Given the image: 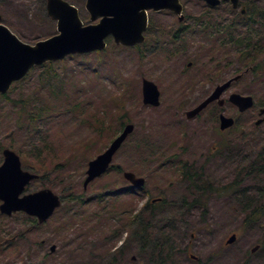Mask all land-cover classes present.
Instances as JSON below:
<instances>
[{
    "label": "rangeland",
    "instance_id": "1",
    "mask_svg": "<svg viewBox=\"0 0 264 264\" xmlns=\"http://www.w3.org/2000/svg\"><path fill=\"white\" fill-rule=\"evenodd\" d=\"M67 1L78 8L85 23L96 22L89 20L86 0ZM185 2L191 3L189 0ZM259 3L264 9V0ZM0 10L6 12L8 24L29 44L56 34V23L46 12V0H7V5ZM18 14L22 16L21 24L15 22ZM263 32L264 24L258 23L249 34L258 51L255 61L250 62L249 57L238 60L235 46L231 56L233 74L251 67L237 89L253 96V108L237 117L239 126L229 130L227 146L204 161V148L210 147L214 139L218 142L216 135L212 139L210 136L214 132L212 126L215 121L206 116L207 134L196 133L191 143L194 146L183 155L184 160L202 165L199 179L194 177L198 179L197 185L201 190L187 187L184 181L164 188L167 184L164 179L169 173L157 174L156 178V173L147 169V152L135 151L147 143L149 117L157 121L160 117L168 122L167 135L153 136L161 141L158 146L166 147L177 135L174 136L176 127L170 113L162 116V109L151 113V109L141 102L139 91L146 67L144 60L142 63L136 60L132 47H110L113 41L109 38L105 51L74 54L36 67L15 83L5 97H0V163L2 149L9 147L18 153L23 169L38 174L26 191L47 187L63 198L70 194L81 196L83 203L65 201L47 222L34 226L29 224L24 213H0V231L4 236L6 233L16 234L19 229L26 230L25 236L16 243L5 249L0 247V264L106 263L108 256L102 257L106 248L115 246L112 252L129 241L126 231L120 232L117 240L109 239L108 233L118 229L121 220L131 214L147 220L169 219L170 225L173 222L174 231L168 235L166 246L170 255L167 260L156 264H264V216L257 222L248 224L245 221L250 208L260 204L264 206V195L260 191L247 190L260 182L250 179L252 176L247 174L248 162L254 158L256 145L264 144V122L254 125L256 108L264 104ZM253 54L255 51L250 52ZM255 65L259 67L258 73L253 71ZM37 108L45 110L39 119L36 117ZM122 121L134 123L135 130L115 153L113 165L148 175L152 194L160 195V189H164L163 195L169 202L166 207L144 211L142 203L146 197L134 199L130 184L114 167L83 189L87 162L107 147ZM167 151V154L175 153V162L180 165L183 158L176 150ZM242 178H245L243 182ZM233 182H242L246 188L245 196H235L236 193L224 192L223 189L219 193L215 191ZM209 185L215 190H207ZM109 190L115 195L106 197L109 208L103 210L96 197ZM181 197L188 199V203L191 199L199 201L180 208ZM123 209L130 212L123 214ZM178 211L181 216H177ZM164 224L161 222L162 226ZM166 230L169 233L170 229ZM232 233H237L236 239L225 245ZM187 241L191 246L185 254ZM256 244L258 248L252 252ZM51 245H55L53 252L49 249ZM138 251L135 243H128L127 249L116 255L115 264H151ZM191 254L197 259H192Z\"/></svg>",
    "mask_w": 264,
    "mask_h": 264
},
{
    "label": "flooded vegetation",
    "instance_id": "2",
    "mask_svg": "<svg viewBox=\"0 0 264 264\" xmlns=\"http://www.w3.org/2000/svg\"><path fill=\"white\" fill-rule=\"evenodd\" d=\"M179 1V12L167 5L159 8H147L146 25L142 33L143 40L129 46L134 49L136 60H139L140 63H142L141 60H144L143 65L146 67L139 91L141 102L145 107L151 109V113H158L162 109V116L170 113L174 117L172 124L176 127L174 136L177 135V137L175 140L167 143L166 147L158 146L161 141L154 137H164L169 133L168 122L163 121L160 117L159 121L154 117H149L150 131L146 133L147 137L145 138L147 143L144 147L135 150L147 152L148 156L145 158L147 169L156 173V178L158 175H166L165 171L169 173L168 178L164 179L167 182L164 188L172 187L181 181H184L187 187H194L198 183L202 165L184 160L183 155L194 146L191 143L194 142L196 133L207 134L205 128L208 126V122L204 119L206 116H210V121H215V125L212 126L214 132L210 133V136L212 139L213 135H216L218 142L214 139L210 143V147L204 148L206 151L203 157L204 161L216 155L222 147L227 146L230 140L229 130L234 126H239L236 121L237 117L253 108L240 111L235 104L229 101L230 95L234 92L245 94L240 92L237 87L240 86L244 75L251 69V67H247L242 72L233 74L231 56L233 46L236 47L238 60L255 51L253 42L250 41V38L253 37L249 34H251L253 26L258 23L264 24V9L259 3L260 0H238L236 6L233 5L232 0H216V3H210L207 0H189L191 3L185 2V0ZM6 5L7 0H0V8ZM5 13L4 10H0V24L8 27L20 38L17 31L6 21ZM17 16L18 20L15 22L21 24L22 16L19 14ZM109 38L112 39L109 35L106 38L107 42ZM255 72L258 73L257 70ZM234 76H238V78L231 81L219 99L208 102L194 116H187L186 112L196 108L219 85L233 79ZM143 80H148L156 86L158 104L143 102ZM262 107L264 104L258 105L256 108L255 121L262 117L259 114ZM220 115L232 117L234 124L226 129H220ZM127 122H121L117 133ZM178 132L182 134L181 138H179ZM168 149L176 150V153L183 158L180 165L175 162L173 156L175 153H166ZM135 174L145 178L143 186L138 188L129 186L134 199H140L145 195L146 200L142 203V209L145 211L155 207H166L169 202L163 195L164 189H160V195L152 194L148 189L150 188L149 176L137 172ZM194 177H198V179H194ZM203 194L206 193L203 192ZM181 198L180 205L182 206L180 208L191 206L189 203L196 204L199 201V199H191V202L188 203V199ZM181 214L178 211L177 216H181ZM190 246L187 241L185 254H188ZM190 256L194 260L197 259V256L193 254Z\"/></svg>",
    "mask_w": 264,
    "mask_h": 264
},
{
    "label": "water",
    "instance_id": "3",
    "mask_svg": "<svg viewBox=\"0 0 264 264\" xmlns=\"http://www.w3.org/2000/svg\"><path fill=\"white\" fill-rule=\"evenodd\" d=\"M216 3V0H207ZM236 6L238 0H232ZM179 0H86L85 9L89 19L98 21L84 24L78 9L66 0H47L46 10L49 17L56 21V34L28 44L18 39L6 26L0 24V94L7 92L14 80L25 76L36 65L48 61H57L64 57L103 50L105 39L111 35L117 45H133L143 40V30L146 25V9L149 7L170 6L179 12ZM239 76V75H238ZM238 76L219 85L214 92L188 116L199 112L208 102L218 99L223 90L236 80ZM143 102L158 104L156 86L148 81L142 82ZM221 101V100H220ZM229 101L240 111H244L253 104L250 95L232 93ZM222 102V101H221ZM264 113V107L260 114ZM263 118L256 120L259 124ZM233 124V118L220 115V128L224 129ZM133 124H127L123 130L111 141L109 146L95 158L88 162L83 188L94 178L104 173L112 161L116 150L132 132ZM3 161L0 164V212L11 215L22 211L36 218L38 223L49 218L56 208L61 205V198L49 188H41L33 192H25L26 186L38 175L21 167L19 155L10 148L2 150ZM124 177L134 186L144 183L142 177H136L133 172L125 171ZM235 240L232 234L227 243ZM55 248L51 246V251ZM256 246L252 249L254 251Z\"/></svg>",
    "mask_w": 264,
    "mask_h": 264
},
{
    "label": "trees",
    "instance_id": "4",
    "mask_svg": "<svg viewBox=\"0 0 264 264\" xmlns=\"http://www.w3.org/2000/svg\"><path fill=\"white\" fill-rule=\"evenodd\" d=\"M250 41H254L253 38H250ZM253 46L255 48V54L253 55H246V56H242L240 57V60L245 59L246 57L250 58V62H253L257 59L258 56H256L258 54V51L256 50L255 44L253 42ZM259 52H261V50H259ZM258 65L253 66V70L256 71L258 69ZM6 95H4L3 97H5ZM44 111L42 108H37L36 111V117L37 119L41 118L44 114ZM258 148V150H257ZM118 168V167H117ZM248 172L247 174L249 176H252L250 179L254 180V179H258L260 182H256L255 186L253 187H248V189H252V190H256V191H260V194L264 195V144L261 145H256V149L254 151V158L248 162ZM242 178V182H243ZM242 182H233L230 184L225 185L224 187L215 190L214 187H212L211 185H209L207 187V190L210 191H217L218 193L223 189L224 192H233L236 193L235 196H238V194H240L239 196H245L246 192V188H244L242 186ZM194 189H199L201 190V187H199L197 184L192 187ZM239 190V192H238ZM263 191V192H261ZM83 193V192H82ZM208 194V193H206ZM110 195H115L114 191L110 192L109 191H105L103 193H100L97 195L96 198H98V204L102 207V209H107L109 208V206H107L106 204V200H107V196L110 197ZM63 202L65 201H74L76 200V202L79 203H83V200L81 199V196H72V194H70L67 197H64ZM64 206V205H63ZM124 211L122 212L123 214H128L130 212L129 209H123ZM69 212V211H68ZM67 212V213H68ZM264 216V206L262 204L258 205V206H254L252 208H250V211L248 212V215L245 219V221L249 224L252 222H257L260 220V218ZM27 219L30 221L29 224L32 226L34 225H38L36 220L34 218L28 217ZM165 219V218H164ZM164 219H160V220H155V219H150L147 220L146 218H142V216L138 215V214H131V215H127L125 216L124 220H121V224L120 227L117 229L115 228L113 231L109 232V239L110 238H114L115 240H117V238H119L117 235L120 234V232L122 231H126V234L129 233V237L127 242H125L124 244H122L121 246L117 247L116 249H114L112 252H110L114 247H109L106 248L105 251H103V256L102 257H107V262L103 263L102 261L98 264H115L116 262V255L118 253L123 252V250L128 247V243H135L139 249L138 254L140 256H144L145 259L147 261H149V263L151 264H156L159 262H163L165 260H167V257L170 255V252H167L166 250V246H167V237L168 235L173 232L172 229L174 227L173 222L172 225H170V220H164ZM117 220L120 221V218L117 217ZM164 221V225H161V222ZM172 221V220H171ZM154 222V223H153ZM170 229L169 233L166 229ZM120 229H122L121 231H119ZM25 229H19V231L16 234H12V233H6V235L4 236L1 231H0V247H2L3 249H5L6 246L11 245V243H16L19 239L23 238L25 236ZM184 251H186V248L184 249ZM164 254L165 257H162ZM156 256V257H155ZM161 257V259L159 260V258Z\"/></svg>",
    "mask_w": 264,
    "mask_h": 264
}]
</instances>
